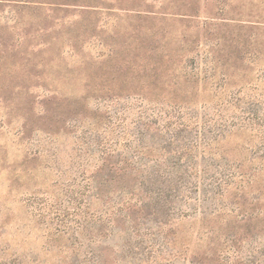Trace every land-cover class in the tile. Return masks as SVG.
I'll return each instance as SVG.
<instances>
[{"label": "rangeland", "instance_id": "obj_1", "mask_svg": "<svg viewBox=\"0 0 264 264\" xmlns=\"http://www.w3.org/2000/svg\"><path fill=\"white\" fill-rule=\"evenodd\" d=\"M222 102L264 117V0H0V264H182L164 246L174 214L99 230L93 136L117 114L123 156L140 118L167 135ZM247 244L225 264H264Z\"/></svg>", "mask_w": 264, "mask_h": 264}, {"label": "trees", "instance_id": "obj_2", "mask_svg": "<svg viewBox=\"0 0 264 264\" xmlns=\"http://www.w3.org/2000/svg\"><path fill=\"white\" fill-rule=\"evenodd\" d=\"M175 86L185 85L178 81ZM221 104L218 117L180 118L167 135L144 127L140 118L123 156L120 139L126 132L118 130L117 114L105 122L107 128L96 131V151L91 150L96 163L87 181L89 201L106 203L99 213L92 211L100 231L120 221L143 225L137 221L146 215L165 216L156 223L168 230L174 214L178 223L164 233V246L178 248L175 259L182 264H225V256L238 257L246 246V252L255 249L247 243L264 242V117L224 115L233 104ZM158 121L149 122L159 128ZM133 142L138 145L132 147ZM229 142L243 158L227 156ZM156 150L173 160L159 162ZM120 193L124 195L113 200ZM84 205L80 216L88 210Z\"/></svg>", "mask_w": 264, "mask_h": 264}]
</instances>
